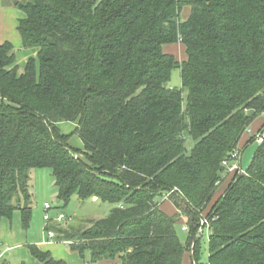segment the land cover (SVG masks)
<instances>
[{
    "label": "trees",
    "instance_id": "16d2710c",
    "mask_svg": "<svg viewBox=\"0 0 264 264\" xmlns=\"http://www.w3.org/2000/svg\"><path fill=\"white\" fill-rule=\"evenodd\" d=\"M19 7L22 47L37 53L39 66L30 58L19 74L12 43L0 44V227L20 212L29 229L32 172L49 168L58 204L77 196L113 205L104 219L47 227L83 260L89 253L92 264H183L209 228L208 264H264V142L246 174L229 173L216 196L223 163L232 164L264 116V0H21ZM178 43L184 62L163 51ZM175 68L181 90L169 85ZM65 122H78L83 159L58 127ZM164 194L176 215L162 209ZM181 220L188 245L176 233ZM28 249L40 264H67Z\"/></svg>",
    "mask_w": 264,
    "mask_h": 264
},
{
    "label": "rangeland",
    "instance_id": "374dc122",
    "mask_svg": "<svg viewBox=\"0 0 264 264\" xmlns=\"http://www.w3.org/2000/svg\"><path fill=\"white\" fill-rule=\"evenodd\" d=\"M192 1V0H184ZM21 0H0V44L4 42L12 43L14 47V53L16 57V68L19 74H22L26 62L30 58H34L37 61L39 66L38 55L33 50H26L22 47V42L19 36V33L16 29L17 23L20 19L24 17V13L19 7ZM185 12H183V16ZM178 60V59H177ZM170 87L176 90L182 89V80H181V71L179 68H175L170 77ZM188 92L187 90L183 91L184 103L187 101ZM264 124V116L258 117L249 131L245 133L241 142H240V153L242 157L241 167L243 170H246L255 155V152L258 148V143L252 142L248 143V140L258 134L262 129ZM78 122L75 123H60L59 129L63 135L67 137L68 146L75 151L76 156L81 159L84 158V145L78 136L77 133ZM193 145H189L188 148L191 149ZM222 178L224 182L218 187L216 196L220 194L221 191H224L228 186L230 181V176L228 175V169L222 173ZM32 198V212H31V222L28 230H25L22 226V220L16 222L15 217L12 221L9 222V228L12 230L19 224L20 231L26 242L25 250H28L29 245H37L39 242L51 243L55 249L54 254L57 257H61L59 260L66 262L64 257H74L75 263L73 264H92L90 262V254H86V259L83 260L79 255H73L69 249L68 244L55 243L50 239L47 227L54 224H62L63 227H69L71 224L76 222H85L89 220H100L106 218L111 210L113 205L108 203H102L101 201H93L92 199L87 201H81L77 196H73L68 204H58L57 202V190L55 187V179L53 172L49 168L36 169L32 172V187H31ZM167 194H164L160 198L162 202V209L169 215H176L177 208L167 199ZM45 204L50 205V209H45ZM17 216H18V212ZM15 213V214H16ZM63 215L65 220L62 223L58 222L59 216ZM48 216L49 221H45L44 217ZM18 217H16L17 219ZM5 219L2 221V223ZM69 225L65 226V223ZM2 226V224H1ZM85 228L89 227L84 225ZM185 220H181L176 225V233L180 241L184 245H188L190 235ZM23 230V231H22ZM209 228H205L202 236L197 242L196 245V254L193 258V254L190 249L184 256L183 264H208L209 263ZM2 248V246H0ZM11 263V262H10ZM67 263V262H66ZM27 264V263H25ZM68 264V263H67Z\"/></svg>",
    "mask_w": 264,
    "mask_h": 264
},
{
    "label": "crops",
    "instance_id": "0c3cea01",
    "mask_svg": "<svg viewBox=\"0 0 264 264\" xmlns=\"http://www.w3.org/2000/svg\"><path fill=\"white\" fill-rule=\"evenodd\" d=\"M183 12H185L184 16L182 13V20L184 21V20L188 19V17L190 16L191 9L189 7H186L183 10ZM163 51L166 54L173 55L176 59H178L179 62H184L187 59L186 48L181 43L174 44V45H165L163 47ZM239 147H240V144H239ZM241 162H242V157H241ZM92 200L96 201V202L99 201L96 198H94ZM14 217H15L16 222L17 221L19 222L20 219L22 220L20 212H18V216H17V213L14 214ZM16 217H18V218L16 219ZM7 221H9V220L5 219V221L2 223V226L0 227V246H2V248H0V264L5 260L10 261L11 264H22V263L40 264L35 258L32 257L29 249L27 251L25 250L26 242H25V240L22 236V233L20 231L19 224L17 223V226L15 225V228H13L11 230L9 228V222H7ZM55 243L57 244L58 242L54 241V244ZM63 244H68V243L63 242ZM68 246H69V244H68ZM38 247L44 251H50L53 254L55 259H57V260L61 259V257H57L54 254L55 249L53 248L54 247L53 244L45 243V242H39ZM71 253L74 256L78 255L77 253H73V252H71ZM63 259H65L68 264L75 263V261H74L75 258L72 256L68 257V258L64 257ZM99 264H117V263L112 262V261H104V262H101Z\"/></svg>",
    "mask_w": 264,
    "mask_h": 264
},
{
    "label": "built area",
    "instance_id": "2783aa9c",
    "mask_svg": "<svg viewBox=\"0 0 264 264\" xmlns=\"http://www.w3.org/2000/svg\"><path fill=\"white\" fill-rule=\"evenodd\" d=\"M255 142L258 143V144H262L264 142V130L255 135ZM232 159H233L232 164L229 163L228 161H225L223 163V166L228 169V174L229 173H234V172H238L239 174H246V171L243 170L242 167H241V153H240V150H237L233 154ZM50 208L51 207H50L49 204H45V209L46 210H49ZM44 219L47 222L49 221L48 216H45ZM64 220H65V218H64L63 215L59 216V218H58V222L59 223H62ZM66 225H69V224L66 222L65 226ZM205 225H208V221L207 220H203V222H202V226L204 227ZM202 232H203V229L200 230V233H202ZM48 234H49L50 239L55 241L56 234L53 231H48Z\"/></svg>",
    "mask_w": 264,
    "mask_h": 264
}]
</instances>
